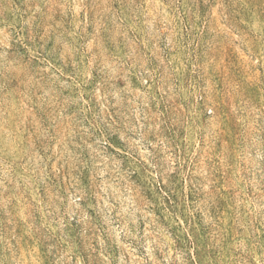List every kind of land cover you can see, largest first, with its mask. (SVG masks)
<instances>
[{
    "label": "rangeland",
    "instance_id": "obj_1",
    "mask_svg": "<svg viewBox=\"0 0 264 264\" xmlns=\"http://www.w3.org/2000/svg\"><path fill=\"white\" fill-rule=\"evenodd\" d=\"M0 264H264V0H0Z\"/></svg>",
    "mask_w": 264,
    "mask_h": 264
}]
</instances>
